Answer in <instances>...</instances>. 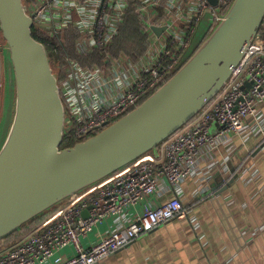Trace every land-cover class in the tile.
Listing matches in <instances>:
<instances>
[{
    "label": "built area",
    "instance_id": "2783aa9c",
    "mask_svg": "<svg viewBox=\"0 0 264 264\" xmlns=\"http://www.w3.org/2000/svg\"><path fill=\"white\" fill-rule=\"evenodd\" d=\"M233 1L218 0L212 6L207 0H30L25 7L33 15L34 28L47 35V47L57 54L66 51L72 35L78 57H102L85 66L64 55L65 78L59 85L66 112L65 137L84 141L139 107L191 56L200 24L208 18L212 30ZM131 9L148 34V48L137 59L111 52ZM153 27L164 31L158 36ZM263 103L264 24L224 88L159 146L158 155L149 153L72 195L49 220L0 253V264H100L168 222L186 218L187 208L179 198L160 208L150 205L159 179L165 178L172 187L181 184L197 166L203 148L217 147L224 131L238 134L246 119H256ZM138 205L142 212L129 225L96 245L83 246L82 239L99 224ZM68 246L74 254L65 260L60 252Z\"/></svg>",
    "mask_w": 264,
    "mask_h": 264
},
{
    "label": "water",
    "instance_id": "95a60500",
    "mask_svg": "<svg viewBox=\"0 0 264 264\" xmlns=\"http://www.w3.org/2000/svg\"><path fill=\"white\" fill-rule=\"evenodd\" d=\"M263 24L264 0H234L184 65L139 107L61 149L66 112L49 52L33 36L24 0H0L15 82L14 116L0 147V240L143 156L158 155L224 88Z\"/></svg>",
    "mask_w": 264,
    "mask_h": 264
},
{
    "label": "crops",
    "instance_id": "0c3cea01",
    "mask_svg": "<svg viewBox=\"0 0 264 264\" xmlns=\"http://www.w3.org/2000/svg\"><path fill=\"white\" fill-rule=\"evenodd\" d=\"M204 35L194 38L193 47ZM0 52L5 64L7 50ZM4 64L0 62V69ZM1 95L0 141L7 119V98L1 103ZM174 198L187 208L186 218L168 222L100 264H264V103L238 134L224 131L217 147L203 148L197 166L181 184L172 187L161 177L149 203L160 208ZM141 212L138 205L106 219L82 239L83 246L96 245ZM73 254L72 246L60 252L65 260Z\"/></svg>",
    "mask_w": 264,
    "mask_h": 264
},
{
    "label": "trees",
    "instance_id": "16d2710c",
    "mask_svg": "<svg viewBox=\"0 0 264 264\" xmlns=\"http://www.w3.org/2000/svg\"><path fill=\"white\" fill-rule=\"evenodd\" d=\"M27 3L28 0H24V4ZM210 30L211 28L209 27L203 39H201L193 47V50L191 51L190 55L193 54V52L198 48V46L202 43V41L209 35V33L211 32ZM33 36L38 41L47 45L48 38L44 32H41L34 28ZM69 38L70 40L68 43V49L66 51H61L60 53L57 54L49 46L47 48L52 67L54 69V72L58 76L59 82H62L65 78V73L63 70V64H64L63 59L65 54L69 55L70 57L78 59L85 66H90L91 64L95 63V61L100 62V59L102 58L99 55H94L87 58L78 57L73 47L74 36L71 35ZM147 40H148V34L144 29L143 20L140 18L138 14L135 13V11L131 9L129 10L123 24L121 25L120 33L116 37L113 46L111 47V52L116 56L120 55L121 53H124L125 55L131 58L137 59L147 50L148 48ZM1 103H2V95H1ZM1 116H2V109H0V124H1ZM76 143L77 141L75 140L69 141L67 137H64V142L61 146V149L74 146ZM64 204L65 202L53 207L52 209L46 211L43 215H40L37 218L28 222L27 224L23 225L17 232L0 240V253L4 252L8 248L20 242L26 236L34 232L38 227H40L43 223L49 220V218L55 215L64 206Z\"/></svg>",
    "mask_w": 264,
    "mask_h": 264
},
{
    "label": "rangeland",
    "instance_id": "374dc122",
    "mask_svg": "<svg viewBox=\"0 0 264 264\" xmlns=\"http://www.w3.org/2000/svg\"><path fill=\"white\" fill-rule=\"evenodd\" d=\"M29 2H30V0H28V3ZM27 4H25V5H27ZM208 23H209V27H210V22H209L208 18H206L200 24V26L198 27V30H197V32L195 34L196 38H199L203 34H206V32L208 31ZM0 43L2 44V48H0V51L2 49H6V42L3 39L1 31H0ZM44 45L46 46V48H48L46 44H44ZM0 57H1V52H0ZM0 62H1V65H3L4 62H5V58H3V55H2V58H0ZM4 66H5L4 69H0V92L2 91L3 103H4L5 97L7 98V101H6L7 119H6V124H5V130H4L2 139L0 141V147L3 144V142L5 140V137L7 135V132L9 130V127H10V125L12 123L13 116H14V110H15L14 73H13V69H12V65H11V62H10L8 51H7V56H6V63L4 64ZM243 87H247V84L243 85ZM3 110H4V107L2 105V111ZM18 243H16V244H18ZM8 245H9V242H8Z\"/></svg>",
    "mask_w": 264,
    "mask_h": 264
}]
</instances>
